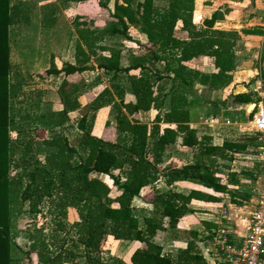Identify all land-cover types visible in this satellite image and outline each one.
<instances>
[{"label": "trees", "instance_id": "obj_1", "mask_svg": "<svg viewBox=\"0 0 264 264\" xmlns=\"http://www.w3.org/2000/svg\"><path fill=\"white\" fill-rule=\"evenodd\" d=\"M12 1L0 0V264L14 262V218L24 213L37 215L45 200H53L58 220L50 241L42 238L44 228L40 224L28 233L32 242L30 248L23 251L24 264H208L202 251L192 242L176 256H171L164 253L162 244L155 238L159 231H166V219L172 229L180 228L179 221L194 211L190 205H221L222 197L197 188L188 192L171 188L151 190L145 194L141 191L162 175L170 187L177 181L193 180L214 192L229 194L231 202H236V192L230 186L238 184L239 178L227 162L236 155L257 157L258 153H251L249 145L259 147L261 141L257 134L245 136L241 141L225 140L222 144L213 143L209 135L200 138L190 124L196 118L192 116L193 106L186 88L196 78L214 89L232 85L230 95L236 101L251 102L247 92L234 91L231 74L238 58L235 47L239 32L213 28L225 14L217 9L205 19L203 0H196V8L195 0H171L166 7L159 9L155 0L97 1L98 6L109 10L120 26L85 29L80 28L85 22H79L78 30L84 44L77 45L76 61L64 62L60 67L52 64L41 75H68L92 70L95 66L90 64V60L94 57L98 59L97 68L114 77L119 74L128 76L132 70H141L139 74L127 77L135 100L124 101L125 88L119 83H114V88L121 98L120 103L106 88L89 102L81 115L79 134L74 143L65 135L54 138L41 136L42 143L53 149L41 160L36 154L35 136L13 121L11 27L22 16L27 22L29 17L27 14L24 16L25 10ZM223 1L233 8L247 0ZM206 4L213 2L206 0ZM193 18L195 22L204 21L203 25L198 26ZM130 25L139 26L147 37L141 46L154 58L162 60L169 74L153 71L142 62L121 66L122 50L102 44L107 36L114 34L130 39ZM243 31L252 33V30ZM205 57L211 58L215 68L212 73L202 72L194 62ZM163 79L173 82L169 107L164 112L161 108L166 94H158L156 87ZM71 98L72 95L65 94L62 110L42 112L37 118L43 126L39 128L45 130L69 121L70 111L80 105L77 99ZM110 104L115 111L117 138L120 136L122 141L108 140L92 133L96 111ZM150 109L158 110L151 127L141 122L139 116L141 111ZM107 125H110L109 121ZM14 131L18 136L14 137ZM179 137L188 150L195 151L196 158L181 166L176 162L166 165L164 152ZM149 144H152L150 156ZM124 172L125 177L122 175ZM93 173L104 174L108 180L93 176ZM113 188L119 191L116 196L111 195ZM135 197L154 205L150 215H143V222L133 205ZM68 208L76 212L69 214L73 220L68 218ZM207 226L213 225L209 223ZM192 233L197 234L196 231ZM109 238L140 242L131 255L130 263L121 258L108 262L101 256L103 244Z\"/></svg>", "mask_w": 264, "mask_h": 264}, {"label": "rangeland", "instance_id": "obj_2", "mask_svg": "<svg viewBox=\"0 0 264 264\" xmlns=\"http://www.w3.org/2000/svg\"><path fill=\"white\" fill-rule=\"evenodd\" d=\"M16 1L13 0L14 3ZM97 1L99 0H87L83 2L42 0L37 3L35 0H24L25 5L23 6H26V10L23 14L24 16L26 14L28 15L29 22L22 16L20 21L15 23L11 29L13 48L11 54L10 80L12 83L13 121L16 125L24 128L25 132L35 136L36 154L41 160L45 159L47 153L53 151L52 148L42 143L41 136L49 138L52 134H55V136L65 135L70 142L74 143L79 134L78 121L81 115L87 110L89 102L95 96L102 94L106 88L114 93L115 100L120 103L121 98L114 88V83H119L125 88L124 101L135 100L134 95L130 92L127 77L129 75L139 74L141 70H132L128 76L126 74H119L117 77H114L111 73L99 70L97 68L98 59L94 57H91L90 64H93L95 68L87 70L84 73L78 72L80 74H77L75 77L65 74L41 75L52 64L60 67L65 61H76L77 45L78 43L84 44L78 30L79 22H85V25H80V28L85 29L111 28L114 24L120 26V23L112 18L109 10L105 7L98 6ZM119 1L122 2V0ZM170 1L155 0V6L158 9L163 8ZM220 2L224 4L222 5ZM252 2L257 3L253 8L256 10V13L261 12L263 14L262 19L248 20L256 13L247 10L248 8L241 12L232 11L231 9L227 10L230 7L224 1H216L213 2V5H206V7L210 8L206 13L207 16H210L217 8L221 9L225 14L224 19L215 22L213 28L235 30L234 28L251 27V29H242V34L239 33V46H237L239 54L236 65L231 71L233 82L236 83L234 84L236 91L247 92L251 96V102L242 103L236 101L234 96L229 93L231 85L214 89L208 85L201 84L199 79L196 78L186 88L187 96L193 106L192 116L196 118L193 119L192 126L197 130L200 138L209 135L215 144H221L225 140L238 141L244 136H255L250 124L253 113L251 115V111L248 108L250 104L257 100L264 101V78L262 77L264 68V61L262 60L264 54V30L262 29V27L264 28V24H262L264 23V0H248L247 6L250 7L249 4ZM204 4H206V1H204ZM46 15H51V18H54V20L57 18V24L60 27L57 29L56 21L47 19ZM193 22H195L194 18ZM202 22L204 23V21ZM202 22H196V24L202 26ZM52 28H56L55 31L57 30L56 33L58 32L53 36L50 35L52 34L50 33ZM243 30H252V33L248 34ZM142 33L139 26L130 25V39L120 34H114L107 36L102 41V44L105 43L119 49L121 45L126 50V53H123L124 60L126 61H124V64H130L131 61L133 62L131 64L137 61L144 62L145 55H153L141 46L147 40L146 35ZM47 34L49 35L47 36ZM55 36L57 37L55 38ZM21 39L23 40V46H27L26 48H22L20 44L22 42ZM36 47L42 48V51H39ZM132 54L136 58L130 61L129 55ZM210 61V57H205L194 62H196L202 72L212 73L213 65ZM165 71L169 74L167 69ZM65 81L68 83L67 85L64 83ZM172 83L171 79H163L157 83L158 86L156 85L158 94H166L165 104L161 108L162 112L166 111L169 107ZM65 94L72 95L71 99H77L80 104L78 108L70 111L69 122H65L63 126L57 128L53 133L47 129L43 130V128H39L42 125L38 123V116L42 112L52 111L50 108H47V105L55 108L60 106L63 109L65 107L63 102ZM157 113V109L141 111L139 115L140 121L149 124L151 127L155 123ZM211 116H216L220 123L212 127L205 124L204 121ZM227 120H230L232 123H227ZM108 121L110 125H107ZM221 122H225L227 125H222ZM92 133L108 140L114 141L117 139L122 141L120 136L117 138L115 111L111 104L96 111L93 119ZM13 134L14 137L18 136L15 131ZM249 150L255 154L258 153L259 147L251 144L249 145ZM151 154L152 144H149L148 155L150 156ZM195 158V151L188 150L182 144L181 137L175 143L169 145L163 155V160L166 165H169L171 162H176L181 166L195 160ZM257 162L258 160L254 159L253 155H236L231 161L227 162L231 168L240 171L242 182L235 191L236 195L234 198L236 202L228 205V207L232 206L229 216L227 214L228 217L221 218L219 215H216L215 220H219L216 223L218 224L217 227L209 228V226L203 223V220L197 217V214L188 217L187 220L183 217L179 221L182 228L172 229L166 219V231H159L155 238L156 241L162 244L164 253L176 256L181 249L186 248L188 243L192 242L196 248L202 251L209 264L211 257H208L205 252L210 247H213L215 231L217 229L231 231L236 224L231 216L236 211H242L240 208H243L246 213V210L250 209L253 200L257 196L256 178L253 174L250 175L248 171L257 168ZM92 175L107 179L104 174L93 173ZM122 175L125 177L126 173L124 172ZM169 188L180 192H188L192 188L201 189L203 186L196 181L185 180L175 182L170 187L166 184V178L161 175L157 181L144 187L141 194H145L151 190L165 191ZM118 193L119 191L113 188L111 195L116 196ZM225 198L226 203H228L231 197L230 195H225ZM52 201H43L41 204V212L37 215L24 213L14 218L12 233L17 247H15L13 264H24L26 262L23 251L30 248L32 241L29 239L28 233L32 232L36 224H40L44 228V236L42 238L50 241L53 227L55 226L56 220H58ZM133 205L136 208V213L139 215L141 222H143V215H150L154 209L152 203L146 202L141 197H135ZM27 207L26 205L25 208ZM215 210V208H211V211L209 210L208 212L212 213ZM74 212V209L68 208V218L70 220L73 219L69 214L72 213L73 215ZM213 228L216 230L213 231ZM193 231H196L197 234L192 233ZM60 234L64 235L63 232ZM138 246H140L139 241L109 238L103 244L101 256L108 262H112L114 258H121L130 263L131 255Z\"/></svg>", "mask_w": 264, "mask_h": 264}, {"label": "built area", "instance_id": "obj_3", "mask_svg": "<svg viewBox=\"0 0 264 264\" xmlns=\"http://www.w3.org/2000/svg\"><path fill=\"white\" fill-rule=\"evenodd\" d=\"M254 103L250 124L261 141L257 156V196L250 206L249 221L243 234L215 231L213 247L205 252L211 257L209 264H261L264 259V101ZM213 213L225 215L227 209L220 207Z\"/></svg>", "mask_w": 264, "mask_h": 264}, {"label": "crops", "instance_id": "obj_4", "mask_svg": "<svg viewBox=\"0 0 264 264\" xmlns=\"http://www.w3.org/2000/svg\"><path fill=\"white\" fill-rule=\"evenodd\" d=\"M37 3L39 2V1H42V0H35ZM204 1H206V0H203L202 1V5H203V9H204V11H205V14H204V18L205 19H207V18H210L211 16H212V14L210 15V16H207V12L209 11V7H206V5H210V4H204ZM216 1H223V0H212V2H216ZM256 1H258V0H256ZM13 2V1H12ZM225 2V1H224ZM14 3V2H13ZM15 3H18L24 10H26V6L24 7L23 5H25V3H24V0H17ZM247 3H248V0L247 1H245L244 3H238V4H240L239 6L238 5H234L233 6V8L231 7L230 9L233 11H237V12H241V11H243V10H245V9H247V10H250V11H253V12H255L256 10L253 8V6H255L257 3H251V4H249L250 5V7H248L247 6ZM220 4H224L223 2H220ZM261 4V3H260ZM195 5H196V0H195ZM213 5V4H212ZM211 5V6H212ZM240 6H242V7H240ZM195 8H196V6H195ZM217 9H219V8H217ZM216 9V10H217ZM254 9V10H253ZM44 10V9H43ZM47 10V9H46ZM52 10H53V8H52ZM52 10H50V11H52ZM215 11V10H214ZM213 11V12H214ZM212 12V13H213ZM256 13V12H255ZM209 15V14H208ZM263 14H261V12L260 13H256V14H254L252 17H250L248 20H258V19H262L263 18V16H262ZM53 16V15H52ZM55 16V15H54ZM46 17H47V19H49V20H51V19H53L54 20V18H51V15L49 16V15H46ZM56 21V23L55 24H57L58 23V20H57V18H55V20H54V22ZM29 22V21H28ZM217 22V21H216ZM194 23H196V22H194ZM203 23V22H202ZM260 23H262V22H260ZM262 24H264V23H262ZM59 24H57L56 26H57V29H58V27H60V26H58ZM14 25H12V27H13ZM12 27H11V29H12ZM52 27H54V25H52ZM55 29L56 28H52V30H51V32L50 33H52V34H50V35H55V34H57L56 33V31H55ZM218 29H222V28H218ZM235 30H237L240 34H242V29H251V27H249V26H246V27H244V28H234ZM262 29L264 30V28L262 27ZM226 30H229V29H226ZM143 35H145L144 33H142ZM248 34H250V33H248ZM49 34H47V36H48ZM57 36H55V38H56ZM23 39V38H22ZM21 39V40H22ZM239 40L237 41V45H236V47H235V50H236V54L238 55L239 54V52L237 51V46H239ZM20 44H21V46H22V48H26L25 46H23V40H22V42H20ZM43 47V46H42ZM12 48H13V43H12V34H11V45H10V58H11V54H12ZM36 49H39V51L41 50L42 51V48H39V47H36ZM120 49L122 50V52L123 53H126V50L120 45ZM22 50H24V49H22ZM38 51V50H37ZM42 53V52H41ZM145 58H144V62H142V63H144L145 65H147V66H149V67H153L152 69L154 70V71H156V72H158V73H160V74H168V72H166L165 70L167 69L168 70V68H167V66H166V64L162 61V60H159V59H156V58H154L153 56H149V55H145L144 56ZM129 58H130V61L132 60V59H135L136 57L135 56H133V54L132 55H129ZM124 56L122 55V57H121V59H120V65L121 66H128V65H130L131 63H133L132 61L130 62V64H124ZM65 62H71V63H74V61H65ZM126 62V61H125ZM137 62H141V61H137ZM210 63H211V61H210ZM212 64V63H211ZM154 66L156 67L155 69H158V70H155L154 69ZM213 71H215V68L213 67ZM212 71V72H213ZM84 72H87V70L86 71H83L82 73H84ZM77 74H80V73H78V72H76V73H72V74H68L67 76H73V77H75ZM65 76V75H64ZM234 84H236V83H234ZM232 86V85H231ZM231 86H230V90H231ZM235 92H237L236 91V89L234 90ZM229 93H230V91H229ZM48 107L47 108H50L52 111H59V110H61L62 108H60V106H58L57 108H55V107H51V106H49V105H47ZM229 121V122H228ZM67 122H69V121H67ZM204 123L205 124H207V125H209L210 127H212V126H214V125H216V124H218V123H220L219 122V120H218V118L216 117V116H211V117H208L205 121H204ZM227 123H229V124H231L232 122L230 121V120H227ZM227 123H225V122H221V124L222 125H227ZM65 124V123H64ZM64 124H62V125H60V126H57V127H49V128H47V130L48 131H50L51 133H53L57 128H59V127H61V126H63ZM162 124H164L163 126H165V125H167V124H165V123H162ZM191 124V126L193 125L192 124V122L190 123ZM193 127V126H192ZM57 136H60V135H56L55 136V134H52V136H49V138H54V137H57ZM245 137V136H244ZM220 144V143H219ZM222 144V143H221ZM253 158L254 159H257V157H254L253 156ZM258 164V165H257ZM257 164H256V166H257V168H254V170L252 169V170H248L249 171V174L250 175H254V177L256 178V186H258V180H257V169H258V166H259V162H257ZM231 170L232 171H235V172H237V174H238V178H239V183L238 184H236V185H231L230 186V188H232V189H234L235 191H236V189H238L239 188V184L242 182L241 181V176H240V171H236L234 168H231ZM185 181V180H184ZM177 182H181V181H177ZM202 190H204V191H208V192H211V193H214L215 195H218V196H221L222 197V200H223V204H221V205H209V204H192V205H190V207H192V208H194V211H192V212H190V213H188V214H186L185 216H184V218H185V220H187L188 219V217H190V216H193V215H195V214H197V217L200 219V220H203V223H205L206 225H208L209 223H210V225L212 224L213 226H211V227H214V224H216V223H218L219 222V220H215V217H217L216 216V214H214L213 212L211 213V212H208L209 210L211 211V208H215V209H218V208H220V207H222V208H225V209H227V213L225 214V215H219V217H221V218H223V217H228L229 216V212H230V210L232 209V206H230V207H228V205L229 204H231V203H233V202H231V198H230V203L228 202V203H226V198H225V195H229V194H227V193H217V192H214L213 190H211V189H209V188H206V187H204L203 186V188H201ZM246 208V207H245ZM240 209H242V211L241 210H239V212H234V216L232 215L231 217H233V219H234V221H235V227L234 228H232L231 229V231H232V233L234 232H238V234H243L244 232H245V227L247 226V224H248V221H249V219H248V216H249V211H250V209L249 210H246V213L244 212V209L243 208H240ZM196 210H198V211H196ZM227 214H228V216H227ZM207 215H209L208 217H207ZM212 217H211V216ZM196 217V216H195ZM214 217V218H213ZM216 225H218V224H216ZM210 227V228H211ZM216 227V226H215ZM214 227V228H215ZM213 228V231L214 230H216V229H214ZM230 231V232H231ZM13 234V233H12ZM13 242H14V247H17V245H16V243H15V241H14V238H13ZM138 242V241H137ZM261 264H264V259L262 260V262H261Z\"/></svg>", "mask_w": 264, "mask_h": 264}, {"label": "bare ground", "instance_id": "obj_5", "mask_svg": "<svg viewBox=\"0 0 264 264\" xmlns=\"http://www.w3.org/2000/svg\"><path fill=\"white\" fill-rule=\"evenodd\" d=\"M253 107H254L253 105L252 106H249V108H248L249 111H251L253 109Z\"/></svg>", "mask_w": 264, "mask_h": 264}, {"label": "water", "instance_id": "obj_6", "mask_svg": "<svg viewBox=\"0 0 264 264\" xmlns=\"http://www.w3.org/2000/svg\"><path fill=\"white\" fill-rule=\"evenodd\" d=\"M252 105L255 106V103L250 104V106H252Z\"/></svg>", "mask_w": 264, "mask_h": 264}]
</instances>
